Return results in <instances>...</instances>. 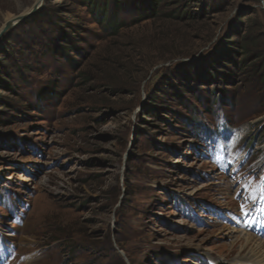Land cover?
Here are the masks:
<instances>
[{
    "label": "rangeland",
    "instance_id": "rangeland-1",
    "mask_svg": "<svg viewBox=\"0 0 264 264\" xmlns=\"http://www.w3.org/2000/svg\"><path fill=\"white\" fill-rule=\"evenodd\" d=\"M85 1L0 39V264L264 263V0H162L110 37Z\"/></svg>",
    "mask_w": 264,
    "mask_h": 264
},
{
    "label": "trees",
    "instance_id": "trees-1",
    "mask_svg": "<svg viewBox=\"0 0 264 264\" xmlns=\"http://www.w3.org/2000/svg\"><path fill=\"white\" fill-rule=\"evenodd\" d=\"M161 1L162 0H111L110 4H108L107 0H103L100 3H97L96 0H91V1L86 0L85 4L87 6L88 14L95 19L94 23L98 27H101L100 29H102L107 34V37H110V36H115L119 29L125 28L131 24H136V22L138 21H142L154 17L156 15V9L159 5V2ZM125 14L127 16H130L129 23H126L124 20L120 18L121 15H125ZM185 14H186L185 20L192 19V16H190L188 13ZM63 40L65 39L62 38L61 41L62 43L55 45L52 48V51L56 53L62 52V54H64V57L67 58L69 52H72V50L74 52L77 51L78 49L72 46L66 48L62 44L65 43L71 45L72 42L70 41L69 43H67L66 40L65 41ZM246 48L247 46L245 45L243 50ZM64 50L68 52L65 51L66 52L65 53L63 52ZM16 74L19 75L20 77L23 76L22 73L19 71ZM78 75L81 77L82 73ZM21 79L23 80L24 83L25 77ZM11 91L14 92L13 89H11ZM46 93H48V90L47 92L45 91L43 95ZM48 94H50V91Z\"/></svg>",
    "mask_w": 264,
    "mask_h": 264
},
{
    "label": "water",
    "instance_id": "water-1",
    "mask_svg": "<svg viewBox=\"0 0 264 264\" xmlns=\"http://www.w3.org/2000/svg\"><path fill=\"white\" fill-rule=\"evenodd\" d=\"M43 3H44V0H37V2L34 3L32 8L27 13L18 15L14 17L13 19L7 22H4L3 26L0 28V39L2 38V36L8 29L18 25L19 23L33 16L42 7Z\"/></svg>",
    "mask_w": 264,
    "mask_h": 264
},
{
    "label": "bare ground",
    "instance_id": "bare-ground-1",
    "mask_svg": "<svg viewBox=\"0 0 264 264\" xmlns=\"http://www.w3.org/2000/svg\"><path fill=\"white\" fill-rule=\"evenodd\" d=\"M242 238H244V239H243V242L240 243V244H242V245L244 244L245 246H248V244H250V240H251L250 237L248 235L244 234V235H242ZM256 246L260 247L261 250H264V249H262L264 247L260 243H258ZM239 248H240V251H241L242 250V246H240ZM245 264H264V263H252V262H249L247 260V263H245Z\"/></svg>",
    "mask_w": 264,
    "mask_h": 264
},
{
    "label": "snow or ice",
    "instance_id": "snow-or-ice-1",
    "mask_svg": "<svg viewBox=\"0 0 264 264\" xmlns=\"http://www.w3.org/2000/svg\"><path fill=\"white\" fill-rule=\"evenodd\" d=\"M250 198L255 201L256 197L254 195H250ZM248 212V206L247 205H241V213L244 215H247Z\"/></svg>",
    "mask_w": 264,
    "mask_h": 264
}]
</instances>
